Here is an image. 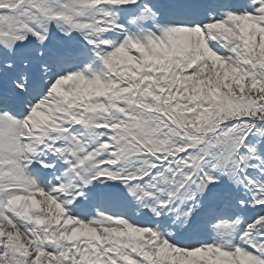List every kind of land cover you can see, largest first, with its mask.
<instances>
[{
	"label": "snow or ice",
	"instance_id": "1",
	"mask_svg": "<svg viewBox=\"0 0 264 264\" xmlns=\"http://www.w3.org/2000/svg\"><path fill=\"white\" fill-rule=\"evenodd\" d=\"M0 264H264V0H0Z\"/></svg>",
	"mask_w": 264,
	"mask_h": 264
}]
</instances>
